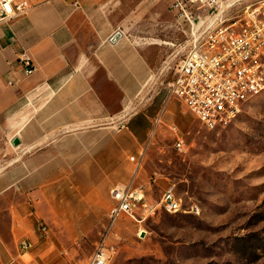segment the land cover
<instances>
[{"label": "crops", "instance_id": "1", "mask_svg": "<svg viewBox=\"0 0 264 264\" xmlns=\"http://www.w3.org/2000/svg\"><path fill=\"white\" fill-rule=\"evenodd\" d=\"M29 2L0 26V264H67L61 254L97 241L111 190L132 180L151 118L126 113L152 66L124 29L129 0ZM23 51L32 76L17 63ZM174 115L166 109L167 124L191 128Z\"/></svg>", "mask_w": 264, "mask_h": 264}, {"label": "rangeland", "instance_id": "2", "mask_svg": "<svg viewBox=\"0 0 264 264\" xmlns=\"http://www.w3.org/2000/svg\"><path fill=\"white\" fill-rule=\"evenodd\" d=\"M129 5L130 22L124 29L143 46L152 66L147 84L126 113L140 124L151 118L141 152L132 155L142 157L137 184L158 200L170 182L176 183L184 204H198L201 213L159 209L141 224L120 219L106 240L117 249L110 264H264V93L246 103L226 128L207 130L181 103L183 108L169 99V84L187 41L170 0H129ZM167 108L191 128L184 132L167 124ZM178 138L186 152L175 147ZM108 222L107 216L95 243L61 254L67 264L94 253ZM31 261L26 256L13 264Z\"/></svg>", "mask_w": 264, "mask_h": 264}, {"label": "built area", "instance_id": "3", "mask_svg": "<svg viewBox=\"0 0 264 264\" xmlns=\"http://www.w3.org/2000/svg\"><path fill=\"white\" fill-rule=\"evenodd\" d=\"M74 4L80 7L78 1ZM32 8L29 0H0V26L26 17ZM170 9L187 41L169 84V99L181 101L207 130L226 128L246 103L264 93V0H170ZM17 63L26 76L36 72L27 51L19 54ZM175 147L186 152L181 138ZM131 161L135 164L132 180L111 190L114 206L106 235L88 259L72 264H110L117 249L106 240L124 217L143 223L159 209L171 214L201 213L198 204H184L173 182L160 199L152 200L145 187L137 184L142 157ZM21 247L27 251L32 244L25 242Z\"/></svg>", "mask_w": 264, "mask_h": 264}, {"label": "water", "instance_id": "4", "mask_svg": "<svg viewBox=\"0 0 264 264\" xmlns=\"http://www.w3.org/2000/svg\"><path fill=\"white\" fill-rule=\"evenodd\" d=\"M120 37V33H118L111 41L112 43H116L117 39ZM20 144V141L18 139H15L13 141V145L18 146ZM145 232H142V237H144Z\"/></svg>", "mask_w": 264, "mask_h": 264}]
</instances>
